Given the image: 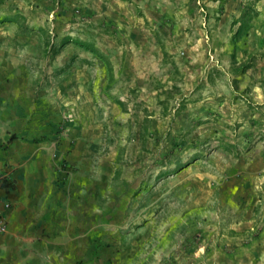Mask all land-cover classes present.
I'll return each instance as SVG.
<instances>
[{
  "label": "rangeland",
  "instance_id": "obj_1",
  "mask_svg": "<svg viewBox=\"0 0 264 264\" xmlns=\"http://www.w3.org/2000/svg\"><path fill=\"white\" fill-rule=\"evenodd\" d=\"M208 1L0 0L6 59L47 81L41 112L69 97L86 150L36 264H264V0H232L258 11L237 39Z\"/></svg>",
  "mask_w": 264,
  "mask_h": 264
},
{
  "label": "crops",
  "instance_id": "obj_2",
  "mask_svg": "<svg viewBox=\"0 0 264 264\" xmlns=\"http://www.w3.org/2000/svg\"><path fill=\"white\" fill-rule=\"evenodd\" d=\"M206 5L213 13L218 11V5L224 6L218 12L235 18L241 11L234 8L232 0H211ZM0 18V195L10 202L6 210L7 228L0 234V264H34L32 259H25L27 253L35 258L36 264L39 249L44 243H53L48 236L52 218L60 216V212L64 214L70 205L66 191L72 182H76V189L80 191L81 174L76 176L77 172L72 169L87 162L81 157L86 150L80 139H73L70 123L65 122L62 131L58 129L63 116L69 115V97L56 95L60 97L56 107L54 91L49 92L44 98L46 110L41 112L42 101L36 92L41 86L46 87L47 81L34 79L27 66H17L6 59L9 52L19 51L7 48L8 39L21 34L15 19ZM29 34L38 38L36 33ZM25 51L35 50L29 45ZM80 67L73 64L69 70ZM82 67L80 84L88 78V65ZM65 82H59L58 87H67L69 83Z\"/></svg>",
  "mask_w": 264,
  "mask_h": 264
},
{
  "label": "trees",
  "instance_id": "obj_3",
  "mask_svg": "<svg viewBox=\"0 0 264 264\" xmlns=\"http://www.w3.org/2000/svg\"><path fill=\"white\" fill-rule=\"evenodd\" d=\"M258 14L257 9L254 7V5L252 3H248L247 5L243 6L242 12L240 14V16L234 21V24H238V28L234 33L233 39H237L238 37H240L242 34H246L247 30L250 27V21L252 19H254ZM15 22L19 25L18 21L15 20ZM41 31L44 32L43 29H39ZM70 41H72L70 39ZM81 46H85L87 49L90 47L84 43H80ZM73 62V59H70V61L66 64V66H70L71 63ZM173 65H175V63L173 62ZM251 65L250 63L244 62L240 64V69L241 72L244 73L248 68H250ZM117 103L123 107L124 103L122 101H117ZM147 122H148V118L145 117L142 121V125L140 127L139 130V139L140 140V144L143 146L146 140V135H145V130L147 128Z\"/></svg>",
  "mask_w": 264,
  "mask_h": 264
},
{
  "label": "built area",
  "instance_id": "obj_4",
  "mask_svg": "<svg viewBox=\"0 0 264 264\" xmlns=\"http://www.w3.org/2000/svg\"><path fill=\"white\" fill-rule=\"evenodd\" d=\"M10 208V202L0 195V234L4 233L7 228L6 210Z\"/></svg>",
  "mask_w": 264,
  "mask_h": 264
}]
</instances>
